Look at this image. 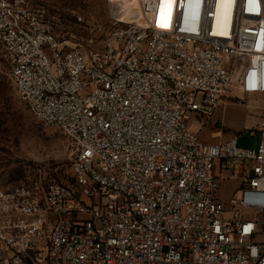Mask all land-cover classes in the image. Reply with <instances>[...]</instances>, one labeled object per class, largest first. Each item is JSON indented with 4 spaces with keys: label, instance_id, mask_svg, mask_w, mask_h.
<instances>
[{
    "label": "built area",
    "instance_id": "obj_1",
    "mask_svg": "<svg viewBox=\"0 0 264 264\" xmlns=\"http://www.w3.org/2000/svg\"><path fill=\"white\" fill-rule=\"evenodd\" d=\"M138 8L71 48L42 6L0 0L11 80L71 140L75 183L0 191V264H264V123L254 147L188 127L212 119L232 60L242 92L264 94V0ZM222 180L237 182L227 201Z\"/></svg>",
    "mask_w": 264,
    "mask_h": 264
},
{
    "label": "rangeland",
    "instance_id": "obj_2",
    "mask_svg": "<svg viewBox=\"0 0 264 264\" xmlns=\"http://www.w3.org/2000/svg\"><path fill=\"white\" fill-rule=\"evenodd\" d=\"M32 1L42 6L55 23L59 39L71 48L102 42L114 18L139 20L138 0ZM244 63L231 61L233 82L212 119L205 122L193 116L188 122L189 129L201 140L219 142L237 135L241 146L257 145L258 130L264 123V94L242 92L239 75ZM71 155V140L62 130L34 120L0 53V191L35 181L73 187ZM236 188V181L222 180V200H229Z\"/></svg>",
    "mask_w": 264,
    "mask_h": 264
},
{
    "label": "trees",
    "instance_id": "obj_3",
    "mask_svg": "<svg viewBox=\"0 0 264 264\" xmlns=\"http://www.w3.org/2000/svg\"><path fill=\"white\" fill-rule=\"evenodd\" d=\"M71 170H72V168H71ZM72 172V171H71ZM72 175H73V172H72ZM73 178H74V175H73Z\"/></svg>",
    "mask_w": 264,
    "mask_h": 264
},
{
    "label": "bare ground",
    "instance_id": "obj_4",
    "mask_svg": "<svg viewBox=\"0 0 264 264\" xmlns=\"http://www.w3.org/2000/svg\"><path fill=\"white\" fill-rule=\"evenodd\" d=\"M120 19H122V18L120 17ZM123 20H125V19H123Z\"/></svg>",
    "mask_w": 264,
    "mask_h": 264
}]
</instances>
